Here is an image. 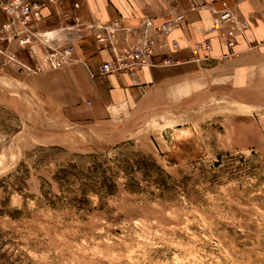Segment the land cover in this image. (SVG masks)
Wrapping results in <instances>:
<instances>
[{"label": "rangeland", "instance_id": "obj_1", "mask_svg": "<svg viewBox=\"0 0 264 264\" xmlns=\"http://www.w3.org/2000/svg\"><path fill=\"white\" fill-rule=\"evenodd\" d=\"M42 15L15 31L24 60L0 62V264H264L261 90L207 77L185 100L78 119L38 85L67 60Z\"/></svg>", "mask_w": 264, "mask_h": 264}, {"label": "crops", "instance_id": "obj_2", "mask_svg": "<svg viewBox=\"0 0 264 264\" xmlns=\"http://www.w3.org/2000/svg\"><path fill=\"white\" fill-rule=\"evenodd\" d=\"M8 1L0 0V62L9 61L8 56L13 54L20 55L23 61L26 52L12 41L15 31H23V27L14 24L8 29L4 27L8 21L4 6ZM29 1L44 3L43 19L33 28L58 31L55 41L67 44L66 63L38 75V85L52 91L54 97L45 100L83 111L78 119L104 121L116 109L139 110L162 98L174 101L177 91L185 100L190 97L191 86H200L207 77L215 87L227 81L231 94L238 89L253 94L261 90L264 100V0ZM226 7L248 25L237 36L233 48L225 43L224 29L215 28L218 19L215 11ZM180 12L185 15L180 28L165 36L153 35L157 42L154 54L149 57L153 66L101 73V66L112 59V54L97 43L90 25L120 20L124 25L136 27L145 16H151L157 17L154 24L159 27L173 13ZM63 25L68 26L64 34ZM174 40L180 45L178 49L172 47ZM206 42L211 43V50L203 46ZM196 44L203 47L196 50ZM168 59L171 64H166Z\"/></svg>", "mask_w": 264, "mask_h": 264}, {"label": "built area", "instance_id": "obj_3", "mask_svg": "<svg viewBox=\"0 0 264 264\" xmlns=\"http://www.w3.org/2000/svg\"><path fill=\"white\" fill-rule=\"evenodd\" d=\"M13 1L12 4H5L4 11L12 15L14 25L23 27V31L29 29L26 27L28 19L34 21L35 18H41L42 4L31 3L28 0ZM215 12L218 14L215 28L224 29L225 43L230 47L234 46L237 42V36L243 33L248 25L241 23L230 8ZM182 18L183 16H176L173 21L165 22V25L161 26L162 28L155 27L152 18L149 17L142 19L136 27L124 25L120 20L90 25V28L95 32L97 43L102 48L108 49L112 54V59L105 61L101 66V73L136 71L144 66H153L154 64L151 63L149 58L154 54L156 47L153 35H167L174 26L180 25ZM206 46V48H209L210 43L207 42ZM172 47L178 49L179 43L174 41ZM196 48H199V45ZM171 63V59L166 61V64Z\"/></svg>", "mask_w": 264, "mask_h": 264}]
</instances>
